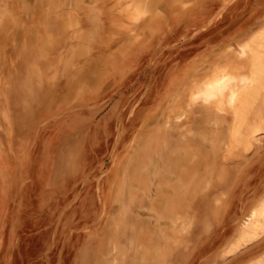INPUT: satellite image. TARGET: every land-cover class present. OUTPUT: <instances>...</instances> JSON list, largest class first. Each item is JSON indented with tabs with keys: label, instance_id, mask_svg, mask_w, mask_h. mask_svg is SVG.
<instances>
[{
	"label": "rangeland",
	"instance_id": "374dc122",
	"mask_svg": "<svg viewBox=\"0 0 264 264\" xmlns=\"http://www.w3.org/2000/svg\"><path fill=\"white\" fill-rule=\"evenodd\" d=\"M261 2L0 0V264L234 262L238 204L240 229L264 197V122L261 149L211 151L161 110L189 26L207 16L213 41Z\"/></svg>",
	"mask_w": 264,
	"mask_h": 264
},
{
	"label": "crops",
	"instance_id": "0c3cea01",
	"mask_svg": "<svg viewBox=\"0 0 264 264\" xmlns=\"http://www.w3.org/2000/svg\"><path fill=\"white\" fill-rule=\"evenodd\" d=\"M255 8V14L251 16L249 22H246L245 28H241L239 29V31L235 30L231 32L230 25H226L225 22L227 29H224V32L220 33V35L217 36L213 41V38H210V35H213L211 32L212 27L206 25L204 21L207 16L201 17L194 22L192 21L193 24H191V28L193 29H191L189 26L188 30L190 32H193L194 30L197 31L195 33L193 32L191 34L192 36L187 41L183 42L179 46L177 45V56L186 51L187 48H185L184 46L190 42L193 44V46L190 48L191 50L189 51V53H192L193 57L187 63H177L176 69L172 73H170L169 79L167 76V82L165 83L167 89L164 93L162 104L164 105L165 103V107L170 108L166 111L161 110V114L164 115L162 118L169 119V113H171L170 111L173 106L178 107L179 105L180 107H185V105L188 103V96L190 92L194 89L195 86L201 84L203 80H206L209 76H211L214 67L227 66L232 64L230 62L234 58L233 55L237 52L239 45H244L247 41L249 42L254 35L258 34V32H261V30L263 31L264 0H262V2ZM182 23L183 21H178L175 28L174 26L170 28V33H176V35L179 34L181 25L182 30L187 32V28ZM183 31H181V33ZM187 34H189V32ZM167 36H169V33H167ZM179 37H181V34H179ZM186 54L188 55V53ZM182 61H184L183 58ZM243 73H247V70L243 69ZM174 88L178 90L176 92H173ZM180 95L181 99H178ZM169 103L170 105L168 106ZM189 119L192 120V122L188 128V132L186 133V140L196 138L197 140L201 139V142L206 141L208 144V149L211 151H228L230 149H234L232 146H230L231 144H229L230 129L233 121L231 112H211L206 108L205 104L199 101L191 107V110L187 111V116L180 122H172L170 124L175 127L179 125L181 126L185 120ZM216 121H218V123H216ZM201 127L210 129L211 131H208V133H200L199 128ZM181 133L182 132H180L179 134V139L181 138ZM202 137L204 138L203 140ZM256 137L254 139H251V148L248 149V151L250 152L261 149V141ZM180 141H182L183 143H181V145L176 150L186 151L190 149H196L195 146H190L194 143H189V141H186L185 143L184 139ZM236 151L241 152L244 151V149L241 147H237ZM255 193V191H252L251 194H249L248 198H254L255 200L259 199V194L255 195ZM238 206L239 208L237 209V211H239V218L235 219L236 221L231 226L232 236L229 239L232 240L231 242H233L237 237V231H239L238 223L240 222L241 218L245 216V212L241 208L242 204H238ZM234 233L237 234L234 236ZM229 240L227 243L225 241V247L226 244L228 245L231 243ZM263 256L264 236L259 240L247 245L245 248L235 252V254H233V256L231 257L236 258L231 264H249L253 261H256V259L262 258Z\"/></svg>",
	"mask_w": 264,
	"mask_h": 264
},
{
	"label": "bare ground",
	"instance_id": "6f19581e",
	"mask_svg": "<svg viewBox=\"0 0 264 264\" xmlns=\"http://www.w3.org/2000/svg\"><path fill=\"white\" fill-rule=\"evenodd\" d=\"M68 25L71 26V24ZM68 25H66L67 28ZM66 26L64 25V27ZM84 48L86 49V47ZM233 56L234 58L230 62L232 64L214 67L211 76L207 79L205 78L206 80H203L201 84L194 87L188 96V103L185 107H180L179 105L178 107L173 106L168 117L170 120L166 121L167 123H172L171 121L175 123L180 122L187 116V111L191 110V107L199 101L205 104L206 108L211 112H231L233 121L230 129L229 144H231L230 146H234V149L241 147L244 151H247L251 148V139H254L258 131H261L263 126L260 125L264 122V29L254 35L249 42L247 41L244 45H239L237 52ZM243 69H246L247 73H243ZM178 99H181V95ZM240 129L243 130L240 132ZM196 150L197 148L186 150L185 153L188 154L189 151H194L192 152V157H194L196 156ZM132 211L135 210L132 209ZM263 236L264 197L260 204L253 208L242 222L234 243L232 242L231 248L229 246V250H227L235 252L259 240ZM256 260L249 264H264V256Z\"/></svg>",
	"mask_w": 264,
	"mask_h": 264
}]
</instances>
